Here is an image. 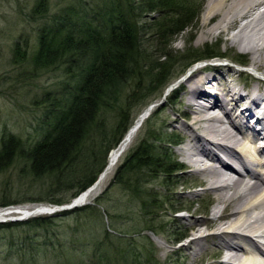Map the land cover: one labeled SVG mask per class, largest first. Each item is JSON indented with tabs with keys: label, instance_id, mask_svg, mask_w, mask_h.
Masks as SVG:
<instances>
[{
	"label": "rangeland",
	"instance_id": "obj_1",
	"mask_svg": "<svg viewBox=\"0 0 264 264\" xmlns=\"http://www.w3.org/2000/svg\"><path fill=\"white\" fill-rule=\"evenodd\" d=\"M39 1L0 0V142L4 136L13 135L26 142L27 147L33 145L45 132L52 101L65 92L64 86H68L67 83L74 84L68 80L63 68L35 69L32 59L37 50L40 31L53 24L56 18L68 16L71 13L70 6L90 12L103 5L102 0H46L47 16L35 19L32 17L33 10ZM208 5L209 0H190L186 9L191 14L200 11V15L189 23V30L174 35L172 45L162 50L163 53H170L173 60L170 67L171 78L167 79L169 84H160L149 90L145 86H150V81H142V86L148 91L145 99L133 111L130 128L140 115L150 109L149 115L107 181L85 204L73 208L88 209L67 217H62L61 212L73 209L35 215L21 221L16 220L20 218L19 215L11 214L0 221V224L24 222L33 218H52V222L46 227L34 230L28 227L1 230L0 264H169L167 254L181 250L191 236L175 244L167 243L164 239H175L179 236L191 223L189 218L206 219L211 216L217 205L216 195L203 194L201 187L188 189L187 185L191 183L193 176L189 168L182 167V173L168 180L164 177L151 178L141 186L146 191H153L152 197L156 204L150 211L144 209V200H151L147 193L136 198L126 185L113 184L124 159L144 139L150 128L162 133L166 141L173 142L169 153L173 160L183 163L179 149L191 140V134L181 123L173 121L180 118L183 123L194 122L195 115L189 113L187 106L181 104L180 99L186 95V90L181 85L197 69L224 65L231 69V77L228 76V80L236 88H254L257 79L264 81V75L250 66L251 55L240 47H230L225 41L212 38L204 42L198 41ZM152 22L154 21L149 24ZM216 22L217 20H214L212 25ZM149 28L146 29L148 35L155 30L150 26ZM148 40L145 44L148 54L159 56L161 51L157 50L155 45L157 38L151 36ZM17 46L24 51L23 61L15 58ZM208 46L214 49L213 53H217L216 57L200 61L201 63L184 73L187 59L193 54H202ZM134 88L133 82L127 84L126 91L120 96L117 105L100 113L98 122L106 129L110 130L116 125L119 108L125 104V98ZM91 130L86 140L88 146L94 145L98 138V134L94 132L95 125ZM51 182V177L34 178L29 173L26 162L17 160L0 174V202L4 195L12 199L46 198L51 191ZM196 192L201 195H195ZM192 200L195 202L190 210H177V207L187 206ZM63 206L65 205L26 203L13 208L33 211L40 207ZM11 208L0 206V212L14 211ZM194 211H197V214L193 217ZM189 253L192 255L191 259L185 261L181 254L179 264H191L193 254Z\"/></svg>",
	"mask_w": 264,
	"mask_h": 264
},
{
	"label": "trees",
	"instance_id": "obj_2",
	"mask_svg": "<svg viewBox=\"0 0 264 264\" xmlns=\"http://www.w3.org/2000/svg\"><path fill=\"white\" fill-rule=\"evenodd\" d=\"M101 3L102 6L90 12L70 6L68 16L56 18L39 33L32 59L35 69L63 68L74 84L67 83L62 97L52 101L45 132L33 145L27 147L26 142L13 135L2 138L0 174L17 160H24L34 178H52L51 191L46 198L12 199L4 195L0 202L3 208L26 203L67 205L92 187L106 168L110 152L119 146L130 129L133 111L145 99L146 88L165 86L171 78L173 60L170 53L162 50L172 45L174 35L189 30V23L200 15V11L191 14L186 9L190 0H102ZM47 11L46 0H40L32 17L45 18ZM150 21L154 22L149 24ZM149 26L155 30L148 35ZM151 36L157 38L156 49L161 51L157 57L148 54L145 48ZM213 51L208 46L202 54L190 56L184 73L201 60L216 57ZM24 57V51L17 46L16 60L23 61ZM145 79L150 81L146 88L142 86ZM131 82L137 89L128 93L125 104L119 108L116 125L106 129L98 122L100 113L117 105ZM94 125L98 138L94 145L88 146L86 140ZM172 143L159 131L148 129L113 179V184L126 185L136 198L146 193L151 196L150 202L148 198L144 200L146 211H150L156 201L153 191L141 186L151 178L168 180L183 172L169 153ZM86 209L88 207L76 208L60 215L67 217ZM51 222L52 218H33L4 223L0 224V231L23 227L34 230Z\"/></svg>",
	"mask_w": 264,
	"mask_h": 264
},
{
	"label": "bare ground",
	"instance_id": "obj_3",
	"mask_svg": "<svg viewBox=\"0 0 264 264\" xmlns=\"http://www.w3.org/2000/svg\"><path fill=\"white\" fill-rule=\"evenodd\" d=\"M201 28L199 42L212 38L240 47L251 55L250 66L264 75V0H209ZM231 73L224 65L202 67L181 85L186 95L180 102L195 116L192 123L173 121L191 134L179 149V164L192 171L187 188L215 194L217 205L206 219L189 218L191 223L175 239L163 238L175 244L191 236L181 250L167 254L169 264H179L181 254L189 261V252L191 264H264V81L257 79L254 88H236L229 83ZM148 112L134 122L96 183L75 198V204H85L107 181ZM194 202L177 210H190ZM13 209L0 212V221L11 214L30 218L54 208Z\"/></svg>",
	"mask_w": 264,
	"mask_h": 264
},
{
	"label": "water",
	"instance_id": "obj_4",
	"mask_svg": "<svg viewBox=\"0 0 264 264\" xmlns=\"http://www.w3.org/2000/svg\"><path fill=\"white\" fill-rule=\"evenodd\" d=\"M149 112H150V109H149ZM149 112H148L147 115H149ZM141 125L142 124H140L139 126H141ZM111 153H112V151L110 152L109 156L111 155ZM77 206H78V204H75V200H73L70 204H67V205H65L63 207H54V209H52V210L44 209L43 211H41V214H43V213H52L53 214L54 212L70 210V209H73V208H75ZM24 219H26V217H20V218H18L16 220L21 221V220H24Z\"/></svg>",
	"mask_w": 264,
	"mask_h": 264
}]
</instances>
